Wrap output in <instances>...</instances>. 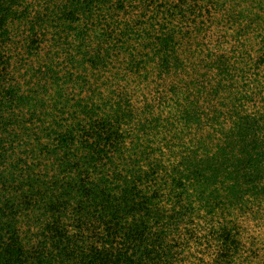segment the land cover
Wrapping results in <instances>:
<instances>
[{
	"label": "trees",
	"instance_id": "1",
	"mask_svg": "<svg viewBox=\"0 0 264 264\" xmlns=\"http://www.w3.org/2000/svg\"><path fill=\"white\" fill-rule=\"evenodd\" d=\"M0 264H264V0H0Z\"/></svg>",
	"mask_w": 264,
	"mask_h": 264
},
{
	"label": "rangeland",
	"instance_id": "2",
	"mask_svg": "<svg viewBox=\"0 0 264 264\" xmlns=\"http://www.w3.org/2000/svg\"><path fill=\"white\" fill-rule=\"evenodd\" d=\"M153 90V89H152Z\"/></svg>",
	"mask_w": 264,
	"mask_h": 264
}]
</instances>
